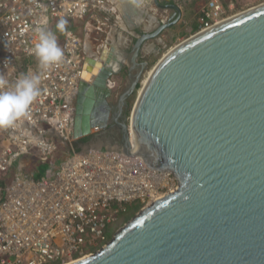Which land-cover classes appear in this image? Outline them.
Returning <instances> with one entry per match:
<instances>
[{
	"label": "water",
	"instance_id": "obj_1",
	"mask_svg": "<svg viewBox=\"0 0 264 264\" xmlns=\"http://www.w3.org/2000/svg\"><path fill=\"white\" fill-rule=\"evenodd\" d=\"M133 1L126 0L128 15L121 16L130 23ZM149 5L157 8V28H130L138 37L116 107L105 96L124 64L115 71L103 61L91 82H81L73 137L107 130L113 111L124 152L133 155L131 130L146 167L171 174L177 186L105 246L69 264H264V3L197 32L150 71L147 56L140 61L145 45L153 41L160 50L161 35L182 12L161 0ZM168 10L173 13L164 20Z\"/></svg>",
	"mask_w": 264,
	"mask_h": 264
},
{
	"label": "built area",
	"instance_id": "obj_2",
	"mask_svg": "<svg viewBox=\"0 0 264 264\" xmlns=\"http://www.w3.org/2000/svg\"><path fill=\"white\" fill-rule=\"evenodd\" d=\"M107 8L119 14L110 0H0V78L6 82L0 92L13 90L22 76L40 77V96L29 114L0 129V264L77 261L105 246L120 211L116 205L147 206L177 184L171 174L146 167L131 130L133 155L121 146L98 145L100 127L84 137V145L73 137L83 58L110 46L105 39L91 50V37L108 30L92 23L95 13ZM230 17L220 0H208L198 32ZM60 19L87 25L82 37L66 30L57 39L62 62L45 70L33 52L36 29L50 31ZM117 84L111 81L113 92ZM35 172L36 179L26 175Z\"/></svg>",
	"mask_w": 264,
	"mask_h": 264
},
{
	"label": "crops",
	"instance_id": "obj_3",
	"mask_svg": "<svg viewBox=\"0 0 264 264\" xmlns=\"http://www.w3.org/2000/svg\"><path fill=\"white\" fill-rule=\"evenodd\" d=\"M110 1L115 2V0H110ZM116 1H117L116 2L117 6L120 8V9L118 8L120 11L119 14L114 15V13L110 11L109 9L111 6H109L107 10L95 13L94 21L96 22H92V23H94L95 26L101 25V27L102 26L108 27V30L104 35H106L105 38L107 37L109 45L114 46V50H115L113 53H111L110 49L107 47L104 50V53L102 54L101 58L97 60H100L102 62L104 61V59H109L108 65L110 66V68L112 70L118 71L119 68L121 67L119 65H121L125 61V58H124L125 55L122 54V52L120 51V48L124 45L125 48L129 49L133 45L135 41V37H138L132 30H130V28L132 29V27H136V29L133 28L135 29L136 32L137 31H151V32L154 31L157 28V23H155V17L152 16L153 15L152 13L157 12V8H155L153 5H149V0L133 1V4L135 5L136 8L135 9L133 7L130 8V12L132 14L130 17H132L133 19V23H130L128 21V18L125 21L123 19L124 14L128 15L127 12L124 11V9L126 10L127 8L129 10V7L127 6L125 7L126 0H116ZM161 1H164L165 3L168 2L166 0H161ZM170 2L173 3L172 1ZM146 3L149 5L147 6V8L149 7V9L147 10H145ZM136 10H138L139 12L135 13ZM170 15L171 13L167 14L166 16H163V19L165 20ZM121 16L123 18H121ZM66 21H67L66 30H72L80 37L83 36L84 27H86L87 25L85 21H79V20H66ZM87 21H89V19ZM57 23H54L51 26L50 31L54 33L56 38L58 39L59 37H63L64 32L62 33L57 29L56 27ZM147 29H151V30H147ZM198 29H199V25H198ZM123 34H125V36ZM98 35L101 36L103 34L99 33ZM95 40L101 41V42L103 41L102 38L95 39ZM162 45H163V40L160 41V46ZM157 49L158 50H155L153 41H151L145 45L144 54H149L151 53L150 51H154V52L161 51L159 50V48ZM94 63H96V60H94ZM93 65L94 64L89 63L85 68L86 69L85 72L89 71L90 69L89 70L87 69L91 68V66Z\"/></svg>",
	"mask_w": 264,
	"mask_h": 264
},
{
	"label": "clouds",
	"instance_id": "obj_4",
	"mask_svg": "<svg viewBox=\"0 0 264 264\" xmlns=\"http://www.w3.org/2000/svg\"><path fill=\"white\" fill-rule=\"evenodd\" d=\"M66 24V20L60 19L56 27L60 32L63 33L66 31ZM36 31L38 33V42L35 44L33 52L39 61V66L45 70L51 68L52 66H59L63 59V51L57 44V38L55 34L43 27L37 28ZM105 39H107V37H104L103 41ZM96 43L98 46L101 41H97ZM91 44L93 46L92 40ZM110 47L111 46H109V48ZM101 56V54L94 55V58L90 59H100ZM126 64L127 63L125 62L124 67ZM112 80L118 83L117 88H120L121 91L124 89L122 81H119L115 77H113L111 81ZM5 84L6 82L0 78V88H3ZM39 85V76L25 75L17 80L13 90L0 92V129L14 127L18 120L26 117L29 114L30 107L40 96ZM127 122H129V117ZM100 144H103L101 140L99 145Z\"/></svg>",
	"mask_w": 264,
	"mask_h": 264
},
{
	"label": "rangeland",
	"instance_id": "obj_5",
	"mask_svg": "<svg viewBox=\"0 0 264 264\" xmlns=\"http://www.w3.org/2000/svg\"><path fill=\"white\" fill-rule=\"evenodd\" d=\"M166 1H168L167 3H171L170 1H172L173 4H178L180 9H181L182 16H181V19H180L178 24H176L173 28L164 31L163 34L161 35V38L163 39V45L160 46L161 51H156V52L153 51L152 53H149V54L142 53L141 57L147 56V60L149 62V71H150V69H152L157 64V62L167 52H169L171 49H173L175 46H177L181 42L185 41L186 39L192 37L194 34H196L199 31L198 20H199L200 8L208 0H166ZM220 2L224 5L225 11L228 14H230L231 16H233V15L242 13V12H244L250 8H253L255 6L260 5L263 2V0H220ZM230 6H232V10H230V8H229ZM170 13L172 14V10H168L166 15L170 14ZM161 15H162V12L160 11V17H161ZM77 32H79V31H77ZM123 35L125 36V34H123ZM101 36H99L98 34H94L91 37L94 49L97 48V43H96L97 41L95 39H101L102 38V40H103V38L106 35L103 34ZM116 38H118V37H116ZM123 46L120 48V50L124 49L127 51L130 49V48L127 49V48H125V46L124 47ZM128 66L129 65L127 63L125 65V67L123 68L122 72L120 73V75L115 76V78H117L119 81H122L123 88L125 87V84L127 83ZM147 76H148V73H145L142 81ZM141 87H142V85H140L139 89ZM136 98H137V93H134V95L129 100V109H128L129 110V112H128L129 119H130V113L132 111V107L136 101ZM44 168H45V166L42 167V169H44ZM145 206L146 205H141L139 210L136 211L133 216H135ZM118 214L119 213H117V215ZM126 222H128V221H124L120 217L119 220H117L115 223H113L109 226V228H108L109 234H111L113 236L115 234V232L118 229H120ZM110 240L108 239L107 243ZM100 248L94 249L93 253L96 252L97 250H99Z\"/></svg>",
	"mask_w": 264,
	"mask_h": 264
},
{
	"label": "flooded vegetation",
	"instance_id": "obj_6",
	"mask_svg": "<svg viewBox=\"0 0 264 264\" xmlns=\"http://www.w3.org/2000/svg\"><path fill=\"white\" fill-rule=\"evenodd\" d=\"M173 13V12H172ZM163 40V39H162ZM91 50L96 51L97 49H94V47L92 46ZM132 50H127V54L125 56V59L127 58V56H129V54L131 53ZM142 55V53H141ZM142 57L140 56V61H141ZM127 60V59H126ZM89 61H91V59L88 56H85L83 58L82 61V73H83V77H84V73H85V68L86 66L90 63ZM143 61V59H142ZM84 80V78H83ZM82 80V81H83ZM81 88V85H80ZM79 88V91H80ZM115 92L111 91V93H109V95L105 96L106 100L109 102L110 106L112 108L116 107V101L121 93V89L117 88L114 90ZM116 100V101H115ZM126 113V110H125ZM112 115H113V111L111 112L110 116H109V122H108V129L104 131L103 134L100 135V140L103 142V145L105 147H120L121 146V135L119 130L117 129V127L114 125V123L112 122Z\"/></svg>",
	"mask_w": 264,
	"mask_h": 264
},
{
	"label": "trees",
	"instance_id": "obj_7",
	"mask_svg": "<svg viewBox=\"0 0 264 264\" xmlns=\"http://www.w3.org/2000/svg\"><path fill=\"white\" fill-rule=\"evenodd\" d=\"M128 112H129V110L127 111V114H128ZM88 141H89L88 138H84L80 141V144L84 145ZM41 169H42V167H41ZM26 175L29 178L36 179L40 176V173L35 172L33 175H29V174H26ZM141 205L142 204H140L138 202H134L132 204H125V205H121V206L116 205V208L120 209L119 214L116 215L117 220H119V218L121 217L124 221H129L133 217L134 213L139 210ZM107 235H108L109 240L113 237L111 234H109L108 230H107Z\"/></svg>",
	"mask_w": 264,
	"mask_h": 264
},
{
	"label": "bare ground",
	"instance_id": "obj_8",
	"mask_svg": "<svg viewBox=\"0 0 264 264\" xmlns=\"http://www.w3.org/2000/svg\"><path fill=\"white\" fill-rule=\"evenodd\" d=\"M236 15H238V14H236ZM235 16V15H234ZM115 50H113L111 53H113ZM125 58V57H124ZM123 58V59H124ZM98 61H100V60H96V63H94V61H89L90 62V64H94L93 66H91V68H88L87 70H89V71H87V72H85L84 73V80H86V81H89V82H91L92 81V79H93V76L95 75V74H97L98 73V71L101 69V67L103 66V61L101 62H98ZM104 61H105V63H109V59H104ZM126 62V59H125V61L122 63V64H124ZM119 66H121V65H119ZM121 68V67H120ZM119 68V69H120ZM146 81H147V77L143 80V83H142V85H145V83H146ZM141 90V89H140ZM176 186H177V184L175 185V186H173L172 188H171V191L172 190H174L175 188H176ZM163 195L162 194H159V195H157V199H160L161 197H162ZM87 257V256H86ZM84 258V257H83Z\"/></svg>",
	"mask_w": 264,
	"mask_h": 264
}]
</instances>
